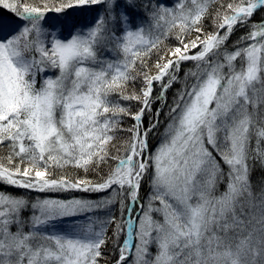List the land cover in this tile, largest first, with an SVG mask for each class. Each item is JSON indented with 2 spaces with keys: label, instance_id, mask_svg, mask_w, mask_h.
Segmentation results:
<instances>
[{
  "label": "snow or ice",
  "instance_id": "1",
  "mask_svg": "<svg viewBox=\"0 0 264 264\" xmlns=\"http://www.w3.org/2000/svg\"><path fill=\"white\" fill-rule=\"evenodd\" d=\"M0 264H264V0H0Z\"/></svg>",
  "mask_w": 264,
  "mask_h": 264
},
{
  "label": "trees",
  "instance_id": "2",
  "mask_svg": "<svg viewBox=\"0 0 264 264\" xmlns=\"http://www.w3.org/2000/svg\"><path fill=\"white\" fill-rule=\"evenodd\" d=\"M169 98H171V94H169ZM162 118H163V116H162ZM157 142H158V137H154L153 140H152L153 145H155ZM20 192H22V191H20ZM52 195H55V196L58 195L61 198H63L64 196H71V195H76V196H89V195H91V196L95 197L98 194H88V193L74 192V193H60V194H52Z\"/></svg>",
  "mask_w": 264,
  "mask_h": 264
},
{
  "label": "rangeland",
  "instance_id": "3",
  "mask_svg": "<svg viewBox=\"0 0 264 264\" xmlns=\"http://www.w3.org/2000/svg\"><path fill=\"white\" fill-rule=\"evenodd\" d=\"M161 119L163 120V118L161 117ZM19 191H23V190H19ZM99 195V194H98ZM55 196V195H54Z\"/></svg>",
  "mask_w": 264,
  "mask_h": 264
}]
</instances>
